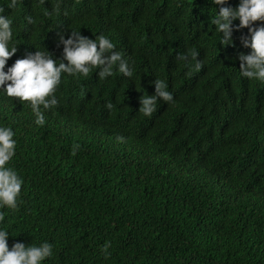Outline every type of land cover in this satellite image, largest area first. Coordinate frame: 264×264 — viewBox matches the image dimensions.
<instances>
[{"label": "trees", "instance_id": "trees-1", "mask_svg": "<svg viewBox=\"0 0 264 264\" xmlns=\"http://www.w3.org/2000/svg\"><path fill=\"white\" fill-rule=\"evenodd\" d=\"M9 3L0 0L18 50L5 70L37 50L60 60L59 34L73 30L107 36L133 69L103 80L98 69L63 74L43 126L0 91V127L16 141L7 166L23 181L18 208L0 207L9 249L48 242L42 264H264V82L240 75L247 29L221 45L212 0ZM57 4L60 14L46 16ZM191 49L203 68L188 75L177 55ZM156 79L174 101L144 117L139 100Z\"/></svg>", "mask_w": 264, "mask_h": 264}, {"label": "clouds", "instance_id": "clouds-1", "mask_svg": "<svg viewBox=\"0 0 264 264\" xmlns=\"http://www.w3.org/2000/svg\"><path fill=\"white\" fill-rule=\"evenodd\" d=\"M212 3L220 6L211 18V23L221 34V45L232 46L233 32L247 29V34L241 35L239 39L241 45L251 51L249 54L238 55L240 75L264 82V0H239L236 8L225 6L227 0H212ZM16 7L17 0H10L7 9ZM4 13L5 8L0 6V91L21 104L28 103L36 117L35 123L39 126L45 124L41 109L48 110L58 105L55 93L63 74L87 77L93 69H98L97 75L103 80L112 76L114 69L118 68L119 73L125 77L130 78L133 75L128 60L124 58L123 53L115 50V45L107 36L101 34L95 39H90L76 30L71 31L67 39L63 34H59L57 47L63 46L60 60L54 59L48 51L37 50L15 60L11 67L5 70L8 60L16 54L18 48L9 47L13 35L12 21ZM54 14H60L59 4L51 11L45 12L46 16ZM26 20L28 23L33 22L31 17H26ZM236 20L239 24L234 27L233 21ZM199 55L195 49L177 55L178 60L190 66L188 75L203 68ZM152 84L154 94L143 95L139 100L138 112L144 117H151L157 111L159 101H174L164 80L156 79ZM105 107L111 110L114 106L107 103ZM14 135L11 127H0V207L12 210L18 208L23 184L17 172L7 166L15 156ZM117 140L123 143L124 137L118 136ZM79 150L80 145L73 144L71 155L75 156ZM4 218V214L0 213V221ZM8 236L7 231L0 230V264H42V261L53 255V246L48 242L38 246H25L22 242H15L9 249ZM110 247L108 242L103 246L102 251L106 257L110 255Z\"/></svg>", "mask_w": 264, "mask_h": 264}]
</instances>
